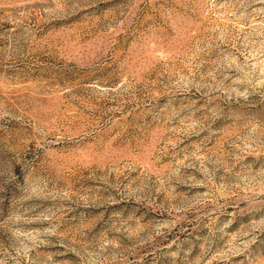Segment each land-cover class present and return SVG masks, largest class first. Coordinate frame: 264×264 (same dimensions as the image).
I'll return each instance as SVG.
<instances>
[{
  "label": "rangeland",
  "instance_id": "rangeland-1",
  "mask_svg": "<svg viewBox=\"0 0 264 264\" xmlns=\"http://www.w3.org/2000/svg\"><path fill=\"white\" fill-rule=\"evenodd\" d=\"M0 264H264V0H0Z\"/></svg>",
  "mask_w": 264,
  "mask_h": 264
}]
</instances>
